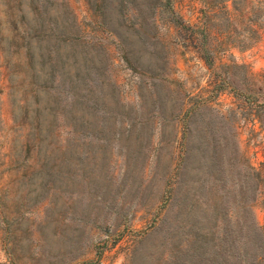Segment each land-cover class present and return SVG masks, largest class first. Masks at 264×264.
Listing matches in <instances>:
<instances>
[{"label":"rangeland","instance_id":"1","mask_svg":"<svg viewBox=\"0 0 264 264\" xmlns=\"http://www.w3.org/2000/svg\"><path fill=\"white\" fill-rule=\"evenodd\" d=\"M61 2L87 31L102 6L132 119L108 144L49 124L24 53L0 51V264H261L245 244L264 226V0ZM18 13L0 0L4 44Z\"/></svg>","mask_w":264,"mask_h":264},{"label":"trees","instance_id":"2","mask_svg":"<svg viewBox=\"0 0 264 264\" xmlns=\"http://www.w3.org/2000/svg\"><path fill=\"white\" fill-rule=\"evenodd\" d=\"M18 1L27 3L31 14L28 20L27 15L23 14L13 21L15 31L6 44L5 38H0V51L24 53V63L29 68L31 98L38 102L39 92L46 91V102L51 105L49 124L61 120L74 136H86L104 144L122 136L127 130L120 129L118 122L132 118L121 103L119 88L107 74L111 64L104 53L103 46L106 43L97 32H112L107 26L102 6L95 3L87 31L63 2ZM52 5L56 6L55 14L50 12ZM98 53H102L105 59L99 58ZM123 60L128 62L125 57ZM45 70L46 77L40 80L38 73ZM107 98L111 99L113 106L106 102ZM22 108V115L31 112L32 120L39 126L42 122L40 107H29L27 102ZM133 125L134 121L131 120L128 129ZM216 179L222 183L221 178ZM252 179L251 176H245L242 185L255 190L259 183ZM206 181L205 178H198L199 185ZM255 229L261 236L260 242L254 251L245 244V258L255 263L260 259L258 263L264 264V226Z\"/></svg>","mask_w":264,"mask_h":264},{"label":"water","instance_id":"3","mask_svg":"<svg viewBox=\"0 0 264 264\" xmlns=\"http://www.w3.org/2000/svg\"><path fill=\"white\" fill-rule=\"evenodd\" d=\"M24 3H19V13H18V16H17V19H19L23 14H26L25 10L23 9L22 5Z\"/></svg>","mask_w":264,"mask_h":264}]
</instances>
